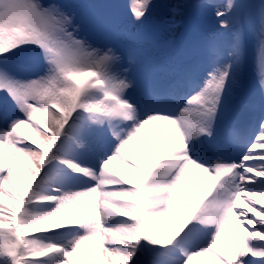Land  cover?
<instances>
[{"label": "snow or ice", "instance_id": "snow-or-ice-1", "mask_svg": "<svg viewBox=\"0 0 264 264\" xmlns=\"http://www.w3.org/2000/svg\"><path fill=\"white\" fill-rule=\"evenodd\" d=\"M127 8L97 43L60 0H0V264H264V0ZM184 9L214 20L200 61L132 95Z\"/></svg>", "mask_w": 264, "mask_h": 264}, {"label": "rangeland", "instance_id": "rangeland-1", "mask_svg": "<svg viewBox=\"0 0 264 264\" xmlns=\"http://www.w3.org/2000/svg\"><path fill=\"white\" fill-rule=\"evenodd\" d=\"M70 11L74 12L78 21L82 25L83 33L97 43L105 42V30L115 34V38H120L121 33L125 29H135V25L131 20V14L128 11L127 5L129 0H120V5H113L106 8L102 5L101 0H60ZM100 6V11H97L93 5ZM170 13H165L163 16H158L157 20L169 19ZM182 16L175 17L174 26L169 29L159 28L154 31L149 40L141 45L142 48V74L148 77H158L165 75L172 79L176 71L196 64L199 59H195L198 54L199 46L208 38L214 28V20L210 14L202 13L191 28L190 43L182 51L172 54L170 47L180 32L179 19ZM108 28H107V27ZM105 28L103 32L101 29ZM140 74V73H138ZM138 78V76H137ZM251 77H244L242 87L238 88L232 100V104L239 99H245L249 96L251 87ZM154 80V79H153ZM158 80L163 86L168 82ZM149 83L140 84L137 88L140 91ZM150 85V84H149ZM31 137V133L29 134Z\"/></svg>", "mask_w": 264, "mask_h": 264}, {"label": "bare ground", "instance_id": "bare-ground-1", "mask_svg": "<svg viewBox=\"0 0 264 264\" xmlns=\"http://www.w3.org/2000/svg\"><path fill=\"white\" fill-rule=\"evenodd\" d=\"M184 11H186V9L182 10V16L179 19V23L182 24L184 23ZM202 15V13H201ZM140 74H137L138 78H137V87L140 84H145V83H149L150 85L156 86L157 84H160V82H157L159 79L162 80V82H166V80L168 81V78L165 75L160 74L161 76L158 77H148L145 74H142V71L139 72ZM91 78V74L90 73H86L85 75L81 76V77H77V79L81 80V81H87L88 79ZM154 79V80H153ZM170 80V79H169ZM141 86V85H140ZM237 91H235L236 93ZM139 93L138 88H136L131 94L132 95H137ZM25 132L26 135L29 136V134L31 133L28 129H24L23 130ZM155 132L157 134L162 135L164 132V125L163 122H157L156 128H155ZM32 135V134H31ZM135 143V142H134ZM5 155H7V153H5ZM129 158L133 161H135L137 164H141V166H143L142 161L144 163H147L149 166L152 163V159L145 156L143 153H141L140 155H134L131 152H129ZM110 167H112L115 171L120 172L121 174H126V169L124 168V166L119 162V161H113L112 164L110 165ZM235 238V237H234ZM82 247H87L82 246ZM193 264H212L211 261H207V260H194Z\"/></svg>", "mask_w": 264, "mask_h": 264}]
</instances>
